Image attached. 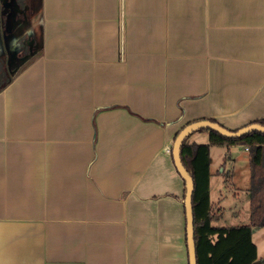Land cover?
<instances>
[{
	"label": "crops",
	"instance_id": "obj_1",
	"mask_svg": "<svg viewBox=\"0 0 264 264\" xmlns=\"http://www.w3.org/2000/svg\"><path fill=\"white\" fill-rule=\"evenodd\" d=\"M17 3L4 50L0 36L16 68L0 89V264H190L173 145L194 122L264 120V0ZM210 157L212 224L246 225L249 150Z\"/></svg>",
	"mask_w": 264,
	"mask_h": 264
},
{
	"label": "trees",
	"instance_id": "obj_2",
	"mask_svg": "<svg viewBox=\"0 0 264 264\" xmlns=\"http://www.w3.org/2000/svg\"><path fill=\"white\" fill-rule=\"evenodd\" d=\"M0 68L3 70L0 74V89H2L12 77L10 73L5 72L2 65ZM4 74L7 76L4 77ZM255 124L264 126V120ZM209 131L210 141L208 144L190 145L187 143V137L180 150L182 163L193 178L195 185L193 211L197 263L257 264L258 252L253 241V233L255 229L264 228V134L255 131L234 139ZM230 145H244L249 148L250 222L230 228L216 227L212 224L216 220V216L212 213L210 199V148Z\"/></svg>",
	"mask_w": 264,
	"mask_h": 264
},
{
	"label": "water",
	"instance_id": "obj_3",
	"mask_svg": "<svg viewBox=\"0 0 264 264\" xmlns=\"http://www.w3.org/2000/svg\"><path fill=\"white\" fill-rule=\"evenodd\" d=\"M206 129L217 132L218 134L226 138H240L250 132H260L264 134V126L259 124H251L246 127H243L237 131H231L224 128L222 125L212 122V121H198L187 125L176 137L173 145V159L177 171L183 178L186 184V195H185V209H186V218H187V242L189 249V258L190 264L197 263V250L195 242V226H194V211H193V194H194V181L190 174L185 169L182 160H181V146L184 140L191 135L193 132Z\"/></svg>",
	"mask_w": 264,
	"mask_h": 264
},
{
	"label": "rangeland",
	"instance_id": "obj_4",
	"mask_svg": "<svg viewBox=\"0 0 264 264\" xmlns=\"http://www.w3.org/2000/svg\"><path fill=\"white\" fill-rule=\"evenodd\" d=\"M20 1V0H19ZM18 0H0V20H1V22H2V26H1V31H0V36L1 35H3V39H4V43H2V46H1V42H0V46L3 48V50L6 48V45H7V43H6V41H5V38H6V35H5V23H7V20H9V21H13V22H15V21H17V17H19V15L17 16V12L19 11V9H18V3L17 2H19ZM35 1H37V0H35ZM29 15V14H28ZM14 45V44H13ZM1 47H0V54H1ZM15 49V47H13L12 49H11V47L10 48H8V51L9 52H12V50H14ZM8 52V54L7 55H9L10 53ZM8 56H3V57H0V67H1V65L2 66H6L7 68H8V70L9 71H11V72H15L16 71V68H12L11 67V65H14V58L12 59V58H7ZM10 65V66H9ZM1 72H2V70H1V68H0V74H1ZM1 76V75H0ZM7 75L6 74H4V77H6ZM3 80V79H2ZM247 166V165H246ZM240 168H241V174H242V176H243V178L245 177V176H247V175H244L245 173L247 174V172L249 171V168H248V166L245 168V166H243V165H240ZM239 168V169H240ZM250 182H251V180L248 182L247 180L246 181H244L243 179H242V181H241V184H240V189H242V190H244V188H247L246 186H248L249 184H250ZM250 187V186H249ZM249 206L248 205H246V207H245V209L244 210H242V216H241V219L244 217V216H246L247 217V214H248V216H250V212H251V210H249ZM248 221H249V219H247V222H246V224L248 223ZM226 222H227V225L228 226H232V225H230V224H237V222H239V218H230V219H226ZM254 233H255V236H254V241H256V242H261L260 241V235L261 236H263V238H264V230L263 229H255L254 230ZM260 234V235H259ZM263 234V235H262ZM264 240V239H263Z\"/></svg>",
	"mask_w": 264,
	"mask_h": 264
},
{
	"label": "flooded vegetation",
	"instance_id": "obj_5",
	"mask_svg": "<svg viewBox=\"0 0 264 264\" xmlns=\"http://www.w3.org/2000/svg\"><path fill=\"white\" fill-rule=\"evenodd\" d=\"M1 26H2V22H1V20H0V31H1Z\"/></svg>",
	"mask_w": 264,
	"mask_h": 264
},
{
	"label": "built area",
	"instance_id": "obj_6",
	"mask_svg": "<svg viewBox=\"0 0 264 264\" xmlns=\"http://www.w3.org/2000/svg\"><path fill=\"white\" fill-rule=\"evenodd\" d=\"M247 150H249V148H247Z\"/></svg>",
	"mask_w": 264,
	"mask_h": 264
}]
</instances>
